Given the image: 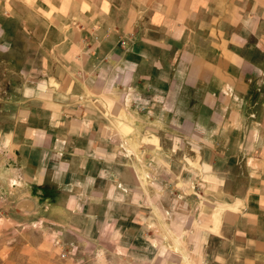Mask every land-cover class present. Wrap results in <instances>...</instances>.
Wrapping results in <instances>:
<instances>
[{"label":"crops","instance_id":"0c3cea01","mask_svg":"<svg viewBox=\"0 0 264 264\" xmlns=\"http://www.w3.org/2000/svg\"><path fill=\"white\" fill-rule=\"evenodd\" d=\"M2 1L6 198L69 168L122 187L118 170L138 163L113 151L142 114L151 133L136 151L152 156L153 137H168L181 196L224 211L242 261L264 255V0Z\"/></svg>","mask_w":264,"mask_h":264},{"label":"rangeland","instance_id":"374dc122","mask_svg":"<svg viewBox=\"0 0 264 264\" xmlns=\"http://www.w3.org/2000/svg\"><path fill=\"white\" fill-rule=\"evenodd\" d=\"M136 100L145 109L144 97ZM147 126L140 114L125 135V149L113 151L117 160L138 163L118 170L122 187L98 174L87 183L69 168L67 176L56 173L53 183L29 187L26 200L0 191V264H264V255L242 261L234 249L241 246V234L221 228L223 210H211L208 199L181 196L179 156L168 137H153L159 147L152 156L136 151L151 133Z\"/></svg>","mask_w":264,"mask_h":264}]
</instances>
